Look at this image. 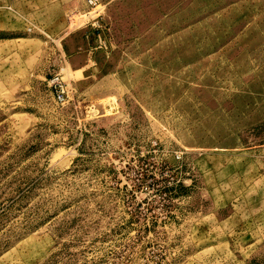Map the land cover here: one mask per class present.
<instances>
[{"label": "rangeland", "instance_id": "374dc122", "mask_svg": "<svg viewBox=\"0 0 264 264\" xmlns=\"http://www.w3.org/2000/svg\"><path fill=\"white\" fill-rule=\"evenodd\" d=\"M0 264H264V0H0Z\"/></svg>", "mask_w": 264, "mask_h": 264}, {"label": "built area", "instance_id": "2783aa9c", "mask_svg": "<svg viewBox=\"0 0 264 264\" xmlns=\"http://www.w3.org/2000/svg\"><path fill=\"white\" fill-rule=\"evenodd\" d=\"M97 3V0H87V4L90 6H95ZM52 86L54 88V97L55 100L59 103H62L66 96V84L64 81L59 77L58 74L54 75L51 79Z\"/></svg>", "mask_w": 264, "mask_h": 264}]
</instances>
